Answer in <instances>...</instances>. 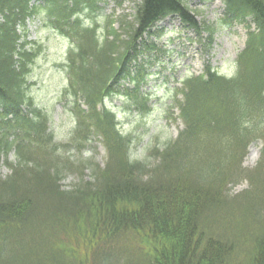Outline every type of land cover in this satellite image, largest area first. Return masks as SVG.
<instances>
[{
    "label": "trees",
    "instance_id": "obj_1",
    "mask_svg": "<svg viewBox=\"0 0 264 264\" xmlns=\"http://www.w3.org/2000/svg\"><path fill=\"white\" fill-rule=\"evenodd\" d=\"M35 1L0 0V167L8 169L0 177V264H264V0H223L226 22L248 28L233 73L219 74L207 63L203 74L187 76L182 100L173 104L183 129L144 159L131 157L134 139L118 129L104 100L122 97V109L151 111L139 92L149 71L137 59L144 52L158 60L155 44L142 40L165 15L210 36L213 29L194 20L186 0H139L131 21L119 19L125 38L108 20L99 40L98 23L84 26L80 15L105 0ZM27 21L48 26L71 46L63 94L74 100L75 128L64 150L53 143L48 115L26 93L25 77L42 48L27 40ZM78 97L87 111H79ZM92 134L107 155L83 179L78 153ZM256 136L263 138L261 160L243 173L248 190L231 196L227 176L241 172ZM71 145L80 178L63 189Z\"/></svg>",
    "mask_w": 264,
    "mask_h": 264
},
{
    "label": "rangeland",
    "instance_id": "obj_2",
    "mask_svg": "<svg viewBox=\"0 0 264 264\" xmlns=\"http://www.w3.org/2000/svg\"><path fill=\"white\" fill-rule=\"evenodd\" d=\"M137 2L138 0L100 1L96 12H90L83 7L80 20L84 26L93 25L92 21L98 23L99 40L106 35L105 21L112 20V23H109L110 27L125 38L119 19L124 17V20L131 21L134 12L133 4ZM185 6L193 12L197 11L195 17L201 26H209L213 32L211 36L208 32L197 33L191 28H183L178 20L173 21L171 18L153 27V30L161 33L159 38L154 39L161 48V56L153 62L152 57L149 58L145 53L138 57L141 63L146 64V69L149 71L146 82L140 86L141 92L144 91L149 97L148 106L152 108L151 111L139 115L134 110L129 112V109H122L124 107L122 97L112 96L105 100L107 107H114L112 109L116 112V119L119 120L118 129L123 134L131 133L134 139V146L130 151L133 158L144 159L147 147L150 145L161 147L168 140L174 139L183 129L180 118H174L178 109L173 107L175 100L173 91L180 85V80L187 74H201L207 63L215 67L219 74L231 76L236 54L241 51L246 40V28L242 25L243 23L232 22L228 25L223 21L225 17L221 0H186ZM36 23L26 22L27 40L36 41L42 47L30 66V72L25 77L28 83L26 93L36 107L48 115L49 131L54 135L53 143L64 150L62 145L67 144L75 128L71 112L74 100L72 96L63 94L69 79L64 63L67 61L66 52L71 46L65 37L44 24L41 28H37ZM250 26L254 27L253 24ZM160 27L163 29L162 32ZM208 36L211 39L207 43ZM112 37V34L108 35V39ZM28 48L33 47L28 45ZM131 68H134L133 62ZM181 98V95H176V99ZM76 100L80 101V107L84 109L83 99L78 97ZM95 136V134L90 135V140L78 153L79 159H82L86 165L81 175L83 179L89 178L95 165L102 167L105 163V150L99 142L101 139ZM262 144L263 138L259 136L247 143L244 153L246 155L240 164L241 172L227 176L226 181L230 183L225 186L226 193L236 197L237 194L248 190L250 181L243 173L255 171L261 160ZM64 154L68 162L72 161L73 164L67 163L60 183L63 189H70L80 178L77 174L78 165H76L78 156L73 145ZM8 158L12 160L13 154L10 153ZM148 161L152 162V159L148 158ZM7 173L8 169L2 165L0 177Z\"/></svg>",
    "mask_w": 264,
    "mask_h": 264
},
{
    "label": "bare ground",
    "instance_id": "obj_3",
    "mask_svg": "<svg viewBox=\"0 0 264 264\" xmlns=\"http://www.w3.org/2000/svg\"><path fill=\"white\" fill-rule=\"evenodd\" d=\"M253 152H255V151H253Z\"/></svg>",
    "mask_w": 264,
    "mask_h": 264
}]
</instances>
